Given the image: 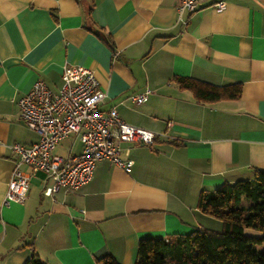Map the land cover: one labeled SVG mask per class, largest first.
I'll use <instances>...</instances> for the list:
<instances>
[{"label": "crops", "instance_id": "crops-1", "mask_svg": "<svg viewBox=\"0 0 264 264\" xmlns=\"http://www.w3.org/2000/svg\"><path fill=\"white\" fill-rule=\"evenodd\" d=\"M198 1L201 9L179 20L180 0H0V264L32 255L45 264H96L107 255L135 264L140 240L206 228L196 208L202 190L264 172V0ZM216 3L225 9L216 12ZM64 65L93 72L102 111L167 137L151 147L122 144L129 172L101 161L74 191L45 196V176L31 175L25 201L6 206L11 147L38 141L17 102L37 81L57 91ZM172 77L240 85L241 96L197 103ZM147 92L141 105L131 102ZM66 140L56 155L80 151L77 139Z\"/></svg>", "mask_w": 264, "mask_h": 264}, {"label": "built area", "instance_id": "built-area-1", "mask_svg": "<svg viewBox=\"0 0 264 264\" xmlns=\"http://www.w3.org/2000/svg\"><path fill=\"white\" fill-rule=\"evenodd\" d=\"M210 7L221 12L225 4L216 3ZM200 9L198 0H180L179 20L183 13L193 14ZM147 94L133 95L130 100L141 105ZM104 99L105 93L93 72L71 65H64L57 91L37 81L19 98V118L38 135V141L29 147H11L17 161L7 185L4 205L22 204L30 177L37 173L45 176L43 194L50 197L59 190L70 192L88 184L96 164L104 160L129 172L132 161L120 158L122 144L151 147L156 137H167L165 133L157 134L125 123L113 109L102 111L100 106ZM166 126L170 128L172 122L168 121ZM72 137L81 144L80 151L73 153L69 148L65 155H56L54 151L59 143ZM128 154L126 149L125 155ZM23 166L30 172H23Z\"/></svg>", "mask_w": 264, "mask_h": 264}, {"label": "trees", "instance_id": "trees-1", "mask_svg": "<svg viewBox=\"0 0 264 264\" xmlns=\"http://www.w3.org/2000/svg\"><path fill=\"white\" fill-rule=\"evenodd\" d=\"M85 13L91 27V7ZM172 82L189 91L197 103L235 101L241 96L240 85L215 87L185 77H172ZM253 174L252 180L224 183L198 194L197 210L217 220L219 231L196 227L187 235L142 239L135 264H264V172ZM25 264L45 263L32 255ZM96 264L118 263L107 255Z\"/></svg>", "mask_w": 264, "mask_h": 264}, {"label": "rangeland", "instance_id": "rangeland-1", "mask_svg": "<svg viewBox=\"0 0 264 264\" xmlns=\"http://www.w3.org/2000/svg\"><path fill=\"white\" fill-rule=\"evenodd\" d=\"M68 147V140L66 141H61L59 143V147L54 151L55 154H59L61 155L62 153V149L63 148H67ZM37 177L39 178L40 177V173H38ZM33 184V183H32ZM206 217V221H203L201 220L200 222V225L202 226V224H204V226L206 227L205 229H210V230H214V228H217L218 231L220 230V224L217 220L213 219V218H210V217ZM204 228V227H202Z\"/></svg>", "mask_w": 264, "mask_h": 264}]
</instances>
